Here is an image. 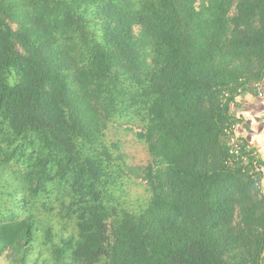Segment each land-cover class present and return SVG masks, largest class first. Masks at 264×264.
I'll return each instance as SVG.
<instances>
[{"label": "trees", "instance_id": "trees-1", "mask_svg": "<svg viewBox=\"0 0 264 264\" xmlns=\"http://www.w3.org/2000/svg\"><path fill=\"white\" fill-rule=\"evenodd\" d=\"M263 78L264 0H0V258L261 264L264 195L224 129ZM123 125L145 166L106 144Z\"/></svg>", "mask_w": 264, "mask_h": 264}, {"label": "crops", "instance_id": "crops-1", "mask_svg": "<svg viewBox=\"0 0 264 264\" xmlns=\"http://www.w3.org/2000/svg\"><path fill=\"white\" fill-rule=\"evenodd\" d=\"M230 114L237 126L238 137L255 153L254 168L264 195V78L259 84V91L243 92L234 98L230 104ZM261 264H264V251Z\"/></svg>", "mask_w": 264, "mask_h": 264}, {"label": "rangeland", "instance_id": "rangeland-1", "mask_svg": "<svg viewBox=\"0 0 264 264\" xmlns=\"http://www.w3.org/2000/svg\"><path fill=\"white\" fill-rule=\"evenodd\" d=\"M126 127V125H123V127L118 129L108 128L104 132V140L115 159L119 155H123L119 160L116 159L118 162L129 166H145L149 162L146 148L133 137ZM122 182L121 190L118 192L121 203L131 209L143 207L148 198L144 182L136 178L129 179L127 177H123ZM60 224L61 222L56 226ZM7 255L8 253L0 258V264L8 263Z\"/></svg>", "mask_w": 264, "mask_h": 264}, {"label": "built area", "instance_id": "built-area-1", "mask_svg": "<svg viewBox=\"0 0 264 264\" xmlns=\"http://www.w3.org/2000/svg\"><path fill=\"white\" fill-rule=\"evenodd\" d=\"M255 89L259 91V84L255 86ZM261 96V94H258ZM236 124L231 123L226 125L224 129V140L225 146L227 148V153L229 157V162L239 163L241 166H250L248 174L255 178V166H256V156L253 149L244 143L237 135Z\"/></svg>", "mask_w": 264, "mask_h": 264}]
</instances>
